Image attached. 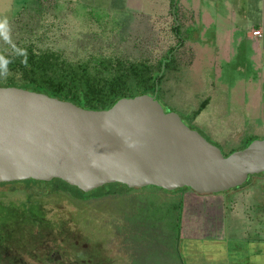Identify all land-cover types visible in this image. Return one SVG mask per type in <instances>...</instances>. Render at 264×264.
<instances>
[{"label":"rangeland","instance_id":"1","mask_svg":"<svg viewBox=\"0 0 264 264\" xmlns=\"http://www.w3.org/2000/svg\"><path fill=\"white\" fill-rule=\"evenodd\" d=\"M232 3L239 5L233 17L226 0L204 15L182 0L174 9L170 0H0V52L32 44L67 62L105 56L156 69L175 48L156 99L228 154L247 138H264V48L247 43L239 31H255L242 13L254 1ZM117 190L122 193L79 198L43 189L29 199L22 186L0 187V264H213L196 254L197 235L214 238L208 233L219 229L231 204L246 201L244 194L254 200L252 221L264 224V174L218 195ZM238 217L242 211L229 214L220 234L241 236L247 213ZM199 220L211 227L192 228Z\"/></svg>","mask_w":264,"mask_h":264},{"label":"water","instance_id":"2","mask_svg":"<svg viewBox=\"0 0 264 264\" xmlns=\"http://www.w3.org/2000/svg\"><path fill=\"white\" fill-rule=\"evenodd\" d=\"M264 174V138L227 156L156 95L107 110L0 87V184L61 180L83 193L109 184L222 194Z\"/></svg>","mask_w":264,"mask_h":264},{"label":"trees","instance_id":"3","mask_svg":"<svg viewBox=\"0 0 264 264\" xmlns=\"http://www.w3.org/2000/svg\"><path fill=\"white\" fill-rule=\"evenodd\" d=\"M170 6L174 9L175 0H170ZM174 49L167 51L156 69H151L145 63L123 61L117 57L94 56L85 62H67L55 51L41 50L32 44L17 45L7 54L0 52V87H16L42 93L87 110H107L122 98L142 94H155L157 97L165 71L172 62ZM207 102V99L202 101L191 112L190 118H196L205 109ZM255 139L257 138H247L238 149L223 155L243 149ZM6 186H22L29 199L39 197L43 189L49 192L62 190L79 198L121 194L122 191H118L117 187L132 190L120 184H109L105 185L110 186L107 193L95 196L94 193L103 188L83 193L58 179L49 182L26 180L0 184V187Z\"/></svg>","mask_w":264,"mask_h":264},{"label":"crops","instance_id":"4","mask_svg":"<svg viewBox=\"0 0 264 264\" xmlns=\"http://www.w3.org/2000/svg\"><path fill=\"white\" fill-rule=\"evenodd\" d=\"M253 1L254 3H251L250 7L245 8V11L242 12L245 13L244 15L246 17L243 18L245 22L247 20H249L250 23L252 22V30H260L261 37L253 38L252 35H250L249 32L246 31V27L240 28V36L247 43H252L254 46L256 45L264 48V0ZM182 2L184 3V5H189L188 10L190 12L195 10L197 15H204L205 12L210 10L209 6L212 9L213 13L218 12V8L220 7V4H217L218 0H182ZM232 2L233 0H226L225 9L226 12L233 17L234 14H238L237 11H239V5H235V3ZM178 3H180V1H178ZM192 7H194L195 9L193 10ZM200 8H202V10ZM222 8L223 7H220L219 9ZM249 16L252 18L251 20L249 19ZM244 197L247 198L246 201L238 202L237 205L231 204L228 208V211H226V214L223 215V218H221V220L219 219V229H214L213 233H208V231L204 232V234L206 235L207 233L208 235L213 234L212 236L214 238L208 239L205 237L206 239H202L200 236L204 235H197V238H200V240L195 242L197 246L196 254H199L200 259H202L203 261H207V259H209V263L213 264H264V224L262 222L256 223L252 221L251 218L256 211L254 205H251L250 203H252V201L254 200L252 198H249V195L247 194H244ZM234 205H236L237 208H234L233 210ZM237 210L242 211V217H238L237 219H243L244 211L247 213V221L241 222V224L244 225L241 231V236L237 237V235H235L234 233L229 234L228 237L221 235L219 232L222 226L221 223H224L229 214H236ZM201 223H203L204 225V222L199 220L198 222H196V224H191V226L192 228L199 230ZM214 225L216 224H213V226ZM204 226L202 227L206 229H209L211 227ZM253 228L254 230L252 231ZM198 233H200V231H198Z\"/></svg>","mask_w":264,"mask_h":264},{"label":"built area","instance_id":"5","mask_svg":"<svg viewBox=\"0 0 264 264\" xmlns=\"http://www.w3.org/2000/svg\"><path fill=\"white\" fill-rule=\"evenodd\" d=\"M252 36L254 38H260L261 37V32L259 30H255L252 32Z\"/></svg>","mask_w":264,"mask_h":264},{"label":"flooded vegetation","instance_id":"6","mask_svg":"<svg viewBox=\"0 0 264 264\" xmlns=\"http://www.w3.org/2000/svg\"><path fill=\"white\" fill-rule=\"evenodd\" d=\"M221 151H222V150H221ZM222 153H223V152H222ZM259 175H260V174H259ZM254 176H255V175H254ZM242 186H243V185H242ZM242 186H241V187H242ZM238 188H240V187H238ZM235 189H237V188H235ZM235 189H234V190H235ZM230 191H231V190H230ZM227 192H229V191H227ZM225 193H226V192H225Z\"/></svg>","mask_w":264,"mask_h":264}]
</instances>
